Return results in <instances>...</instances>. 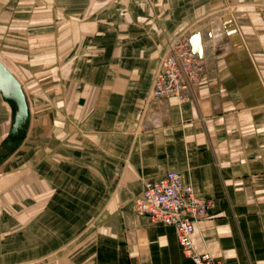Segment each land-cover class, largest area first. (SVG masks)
Returning <instances> with one entry per match:
<instances>
[{"label":"crops","instance_id":"0c3cea01","mask_svg":"<svg viewBox=\"0 0 264 264\" xmlns=\"http://www.w3.org/2000/svg\"><path fill=\"white\" fill-rule=\"evenodd\" d=\"M213 20L190 100L142 109L167 39ZM0 63L29 113L13 141L0 94V264H194L135 208L168 172L212 202L199 253L264 264V0H0Z\"/></svg>","mask_w":264,"mask_h":264},{"label":"built area","instance_id":"2783aa9c","mask_svg":"<svg viewBox=\"0 0 264 264\" xmlns=\"http://www.w3.org/2000/svg\"><path fill=\"white\" fill-rule=\"evenodd\" d=\"M201 27L167 40L158 56L142 109L168 97L179 102L190 100L192 89L203 72V58L193 52L190 39ZM134 204L137 212L147 216L152 224L173 227L181 252L194 264H222L207 252L199 253L193 241L195 224L206 216L212 202L197 196L178 172H168L156 181H145Z\"/></svg>","mask_w":264,"mask_h":264},{"label":"water","instance_id":"95a60500","mask_svg":"<svg viewBox=\"0 0 264 264\" xmlns=\"http://www.w3.org/2000/svg\"><path fill=\"white\" fill-rule=\"evenodd\" d=\"M167 42V41H166ZM194 53L203 58V53L195 47L193 39H190ZM166 45V44H165ZM164 45V47H165ZM163 47V49H164ZM162 49V50H163ZM162 52V51H161ZM0 94L11 108L13 114L10 134L13 141L22 140L25 127L29 121L28 104L19 82L0 63ZM14 143V142H13Z\"/></svg>","mask_w":264,"mask_h":264},{"label":"bare ground","instance_id":"6f19581e","mask_svg":"<svg viewBox=\"0 0 264 264\" xmlns=\"http://www.w3.org/2000/svg\"><path fill=\"white\" fill-rule=\"evenodd\" d=\"M208 25H206V27H204V29L200 33H197L196 35H193L191 37L193 39V44L195 45V47L198 48L202 53H203V43L211 39V33H212L211 29H218L221 26L220 23L215 20L210 22V26Z\"/></svg>","mask_w":264,"mask_h":264},{"label":"rangeland","instance_id":"374dc122","mask_svg":"<svg viewBox=\"0 0 264 264\" xmlns=\"http://www.w3.org/2000/svg\"><path fill=\"white\" fill-rule=\"evenodd\" d=\"M231 10V8L230 9H228V10H225V11H222L221 13H222V17H226V16H228L229 14V11ZM220 13V14H221ZM225 21H228V20H225ZM207 21H205L203 24H205ZM202 25V23L201 24H198V25H196L195 27H193L192 29H196V28H198V27H200ZM191 29V30H192ZM191 30H189L188 31V33L191 31ZM183 33H185V32H183ZM187 35V34H186ZM168 40V39H167ZM136 198V197H135ZM135 198H134V200H135ZM38 263V262H37ZM39 264H42V263H39Z\"/></svg>","mask_w":264,"mask_h":264}]
</instances>
